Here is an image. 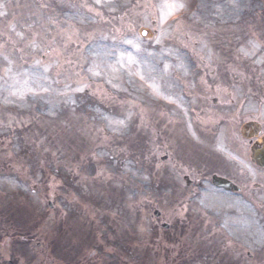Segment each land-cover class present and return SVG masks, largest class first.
<instances>
[{"label":"rangeland","instance_id":"rangeland-1","mask_svg":"<svg viewBox=\"0 0 264 264\" xmlns=\"http://www.w3.org/2000/svg\"><path fill=\"white\" fill-rule=\"evenodd\" d=\"M225 109L264 127V0H0V264H264L225 227L243 199L264 233V170ZM232 150L240 192L208 170Z\"/></svg>","mask_w":264,"mask_h":264},{"label":"bare ground","instance_id":"bare-ground-1","mask_svg":"<svg viewBox=\"0 0 264 264\" xmlns=\"http://www.w3.org/2000/svg\"><path fill=\"white\" fill-rule=\"evenodd\" d=\"M165 15L166 14L163 12L161 15V18L165 17ZM151 17L153 18L155 27L158 29L159 28L158 20L156 19L155 16H151ZM132 21L133 23L138 24L139 21H143V20L140 15V16H137V18ZM130 24H131L130 21L124 22V25L126 27H128ZM128 45L133 46V47H138L137 44L135 43H129ZM100 49H102L101 45H94L93 47H91V50L98 54L100 52ZM136 74L138 76L139 83L147 87L150 86L154 77L156 76L160 77L159 74H157L156 71L152 67H149L145 64H143V73L140 71H137ZM128 79L131 83L133 82L132 76H128ZM166 108L169 110H175V109H179L180 106L178 103H175L173 100H170L168 101ZM141 130L143 131L144 136H146L145 134L146 129L142 128ZM104 131H106V129H104ZM212 192L213 191H210V190L206 191L203 196V200H202L203 205L210 209L217 208L219 205H221V201L218 198L214 197ZM237 201H238V205L235 208L238 210L242 209L244 214H242V216L239 219H235L231 222H227L225 227L227 228L228 232L231 234L232 237L238 240H247V241L252 239L257 244L262 246L264 244V233L258 230L257 227L255 226V220L252 215L253 213L252 211H250L251 204L246 203L243 199H238ZM231 204L233 205V200H231ZM219 211L220 210L218 209V212Z\"/></svg>","mask_w":264,"mask_h":264},{"label":"flooded vegetation","instance_id":"flooded-vegetation-1","mask_svg":"<svg viewBox=\"0 0 264 264\" xmlns=\"http://www.w3.org/2000/svg\"><path fill=\"white\" fill-rule=\"evenodd\" d=\"M239 138L240 137L237 134H235V139L239 140ZM252 144H253V141H250L248 146L251 147ZM221 169H223V170H219V172H214V174H217L219 177L227 178V179L232 180V181L235 180L236 176L234 174H232V172H230L224 168H221ZM193 182L194 181L190 179V184H192Z\"/></svg>","mask_w":264,"mask_h":264},{"label":"water","instance_id":"water-1","mask_svg":"<svg viewBox=\"0 0 264 264\" xmlns=\"http://www.w3.org/2000/svg\"><path fill=\"white\" fill-rule=\"evenodd\" d=\"M257 160L262 166H264V147L259 151L257 155Z\"/></svg>","mask_w":264,"mask_h":264}]
</instances>
